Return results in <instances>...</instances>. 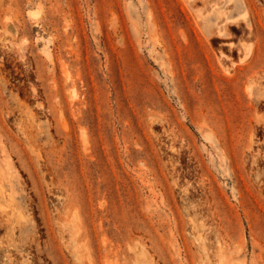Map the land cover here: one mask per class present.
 I'll list each match as a JSON object with an SVG mask.
<instances>
[{
  "label": "rangeland",
  "instance_id": "rangeland-1",
  "mask_svg": "<svg viewBox=\"0 0 264 264\" xmlns=\"http://www.w3.org/2000/svg\"><path fill=\"white\" fill-rule=\"evenodd\" d=\"M221 1L0 0V264H264V101L224 90L249 31Z\"/></svg>",
  "mask_w": 264,
  "mask_h": 264
},
{
  "label": "bare ground",
  "instance_id": "bare-ground-1",
  "mask_svg": "<svg viewBox=\"0 0 264 264\" xmlns=\"http://www.w3.org/2000/svg\"><path fill=\"white\" fill-rule=\"evenodd\" d=\"M238 1L239 0H222L221 1V5L218 4V5H220V7L221 6L223 7L225 5L227 6L226 9L223 12H221V14H222L221 18L225 20V21H223L224 24H221V28L223 26L229 25L230 22H233L234 23L233 25L234 26H238L242 30V32L244 31V28H246V27H247V29L249 31L248 34L245 33V34H243L241 36L240 41H239L238 44H236V43H231L230 44V55L225 54V52L222 51V50L220 51L221 53H220V58H219V64H220V66H221V68H222V70L224 72V75H225L224 80L228 83V85L224 88V90L228 91L227 93H229L230 90H232V88H234L235 86H239V84L241 83L243 78H247L248 81H250V83L252 85H255V87H251V88L248 86L249 87L248 89H250V93L249 94H251V97H252V94L258 93V95H259V96H257L258 104L262 105L263 102L261 101V99H263V101H264V48H260L259 53L255 54L253 49L249 48L245 44V42H243L244 41L243 39L248 37V36H251L253 34H259L260 32L264 31V22H263L264 9L262 8L261 4L257 0H241L242 3H243L244 9H245V13L244 14H239V16H237L235 19H233L232 21H229L228 18L230 16V14L233 11L237 10ZM218 5L215 4L213 6H208V8L211 9V10H215L216 6H218ZM216 33L219 36L223 35L222 29L218 30ZM236 54L240 57L239 58L240 61L238 63L234 62V58H235L234 56ZM263 106H264V104H263ZM263 106H260V107H263ZM262 126L264 127V124ZM262 130H263V128H262ZM249 154H247V155H249ZM254 155H256V154H254ZM261 155L262 154H260V157H262ZM249 156H248V158H249ZM248 158L245 159V160H248ZM256 160H257V158H256ZM259 162L262 163L263 161L259 160ZM259 162L257 161V163H259ZM261 163H260V165H261ZM254 164H256V163H254ZM260 179H262V177ZM251 181H252V179H251ZM260 182H262V181L260 180ZM262 184H264V183H262ZM262 187L263 186H261V188ZM2 244H3V242H0V247H1ZM15 252L17 253L16 250H15ZM3 259H5V258H3Z\"/></svg>",
  "mask_w": 264,
  "mask_h": 264
}]
</instances>
